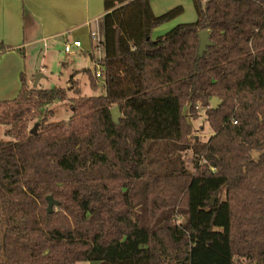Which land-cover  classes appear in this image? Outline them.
I'll use <instances>...</instances> for the list:
<instances>
[{
	"label": "trees",
	"instance_id": "obj_1",
	"mask_svg": "<svg viewBox=\"0 0 264 264\" xmlns=\"http://www.w3.org/2000/svg\"><path fill=\"white\" fill-rule=\"evenodd\" d=\"M193 3V22L153 38L183 5L103 0V78L87 72L104 93L83 96L75 70L68 120L49 107L67 89L23 72L0 100V264H264V0Z\"/></svg>",
	"mask_w": 264,
	"mask_h": 264
},
{
	"label": "crops",
	"instance_id": "obj_2",
	"mask_svg": "<svg viewBox=\"0 0 264 264\" xmlns=\"http://www.w3.org/2000/svg\"><path fill=\"white\" fill-rule=\"evenodd\" d=\"M150 4L156 15L184 6L181 15L153 30V38L197 18L193 0H150ZM104 14L103 0H0V95L15 91L17 73L20 91L21 67L28 50L80 40V48L88 52L94 44L90 32ZM33 83L32 79L29 84Z\"/></svg>",
	"mask_w": 264,
	"mask_h": 264
},
{
	"label": "rangeland",
	"instance_id": "obj_3",
	"mask_svg": "<svg viewBox=\"0 0 264 264\" xmlns=\"http://www.w3.org/2000/svg\"><path fill=\"white\" fill-rule=\"evenodd\" d=\"M195 15V11H194ZM195 18V16H194ZM93 26V30L96 31L101 39H103V23L101 19ZM50 48V49H48ZM84 48V47H83ZM25 53V51L23 52ZM104 55L103 47L98 49H93L90 47V50L87 52L81 48L74 47L72 53L68 54L65 52L64 43H56L55 48L46 47L43 45L38 50H28L25 57V63L21 67V72L24 73L27 78V82L33 79L35 81L36 75L42 73L43 77L40 78V81L37 88H57L65 87L67 93H69V99L67 100H58L55 101L49 107L55 110V115L52 118V121L58 120H68L73 111L71 110V100L70 98L75 96L72 90H68L69 79L71 74L77 70L76 78L79 81V87L81 89L83 96H92L99 95L104 93L102 88L94 89L90 85L89 75L87 70H91L94 75V68L99 69L101 66L98 63V60ZM94 56L95 59L91 57ZM17 81L15 84V91L11 93L12 89L6 94L0 95V99H13L18 96L19 93V77L17 73ZM103 77H97L98 80H101ZM34 84V83H33ZM31 85V84H30ZM207 116L204 109H200V114L197 118H189V122L192 123L195 135L203 141H208L207 139L213 134V130L210 127L209 123L206 120ZM36 120L30 123V127H33ZM5 125L0 124V140H7L11 137L6 135ZM182 158L186 162V167L190 170H194L193 161L194 155L192 150H188L182 153ZM75 264H101L100 261H88L80 260Z\"/></svg>",
	"mask_w": 264,
	"mask_h": 264
},
{
	"label": "water",
	"instance_id": "obj_4",
	"mask_svg": "<svg viewBox=\"0 0 264 264\" xmlns=\"http://www.w3.org/2000/svg\"><path fill=\"white\" fill-rule=\"evenodd\" d=\"M200 37H201V47H204L206 43L209 42V37H208V32L203 31L200 32ZM43 77V74H37L36 75V79L34 81V86L36 87L40 81V78ZM102 85V84H100ZM211 103L213 104L214 107L218 106L219 100L217 99V97H212ZM111 113H112V118L114 120V122H118L121 116V112L120 109L118 108V106H114L113 108H111ZM38 132V124H34V126L31 129V133L36 134ZM48 199V210L51 211L53 209V207L57 204V201L54 199L53 196L48 195L47 196ZM214 198L212 199L213 202Z\"/></svg>",
	"mask_w": 264,
	"mask_h": 264
},
{
	"label": "built area",
	"instance_id": "obj_5",
	"mask_svg": "<svg viewBox=\"0 0 264 264\" xmlns=\"http://www.w3.org/2000/svg\"><path fill=\"white\" fill-rule=\"evenodd\" d=\"M90 38L92 42L94 43L92 45L93 49H98L100 47H103V43H102L103 40L99 37L96 31L93 30L90 32ZM74 47H78V48L82 47V41L74 40L73 43L66 42L64 44L65 52L68 54L72 53ZM94 75H96L98 78L103 76L101 75V67L99 69H97L96 67L94 68Z\"/></svg>",
	"mask_w": 264,
	"mask_h": 264
}]
</instances>
